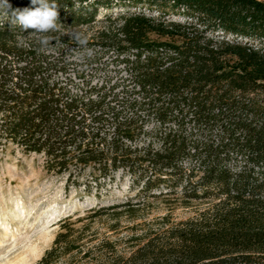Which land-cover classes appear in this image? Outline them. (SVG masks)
Segmentation results:
<instances>
[{
    "label": "trees",
    "instance_id": "1",
    "mask_svg": "<svg viewBox=\"0 0 264 264\" xmlns=\"http://www.w3.org/2000/svg\"><path fill=\"white\" fill-rule=\"evenodd\" d=\"M8 2L13 9L31 6V0ZM55 2L63 29L94 23L100 10H121L107 19L101 45L119 51L128 67L135 85L129 107L145 109L161 130L133 133L132 120L108 130L102 102L51 82L53 65L38 39L20 46L17 36L30 33L0 18V147L11 143L43 155L47 170L60 176L90 167L99 173L97 188L122 171L142 183V194L165 187L159 197L206 206L154 230L113 264H264V0ZM50 35L55 44L59 32ZM152 134L158 143L136 144ZM131 205L142 204L124 206ZM102 210H91L88 219ZM72 226L71 218L63 222L65 232L39 264L82 253L69 240ZM106 249L114 256V247Z\"/></svg>",
    "mask_w": 264,
    "mask_h": 264
},
{
    "label": "rangeland",
    "instance_id": "2",
    "mask_svg": "<svg viewBox=\"0 0 264 264\" xmlns=\"http://www.w3.org/2000/svg\"><path fill=\"white\" fill-rule=\"evenodd\" d=\"M119 12L121 10L114 7L109 11L100 10L95 22L88 26L60 27L57 42L40 52L53 65L49 72L51 82L72 94L102 102V112L107 113L106 118L110 121L105 125L111 128L108 130H114L120 122L132 120L133 133L139 134L141 130L143 134L157 133L161 127L145 109L138 111L127 104L133 98L135 85L128 67L120 62L119 51L101 45L100 34L111 26L107 19L119 18ZM120 23L117 20L113 27ZM73 30L87 38L86 47L93 51L92 57L89 58L85 49L66 35ZM36 38L32 34H23L17 36L16 41L28 48L30 40ZM260 96L264 98V89ZM113 112L118 115L117 123L112 120ZM141 135L136 140L141 147L142 141L146 145L157 142L153 134ZM70 173L74 177L68 185ZM112 176V180H101V186L97 188L94 180L99 173L90 167L71 168L69 173L60 176L47 170L43 155L26 154L11 143L0 147V264L19 261L39 264L46 252L54 248L58 235L65 232L62 225L68 218H71L74 230L69 240L75 241L82 253L75 251L63 256L61 264H77L88 251L89 258L81 264H113L116 257H128L154 230L163 229L168 223L189 220L206 207L204 203H188L182 196L159 197L160 192L168 191L165 187L142 194V183H134L130 175L122 171ZM183 192L178 190L179 195ZM151 194L157 197L146 198ZM129 202L142 205L124 206ZM111 207L115 208L108 210ZM93 209L96 212L106 210L88 219ZM53 215L58 216V220L48 225ZM51 236L52 242L34 259L35 250L44 238ZM107 244L114 247V256L108 254Z\"/></svg>",
    "mask_w": 264,
    "mask_h": 264
},
{
    "label": "clouds",
    "instance_id": "3",
    "mask_svg": "<svg viewBox=\"0 0 264 264\" xmlns=\"http://www.w3.org/2000/svg\"><path fill=\"white\" fill-rule=\"evenodd\" d=\"M59 7L55 0H31V6L13 9L8 0H0V18H7L9 26H17L24 33L28 32L38 38L40 48H48L53 41L50 33L60 31ZM28 30H32L29 32ZM66 35L85 49L90 58L93 51L88 49L87 38L79 31H71ZM22 44L23 41H20Z\"/></svg>",
    "mask_w": 264,
    "mask_h": 264
},
{
    "label": "bare ground",
    "instance_id": "4",
    "mask_svg": "<svg viewBox=\"0 0 264 264\" xmlns=\"http://www.w3.org/2000/svg\"><path fill=\"white\" fill-rule=\"evenodd\" d=\"M58 220V216L53 215L52 219L50 222H48V225H51L53 223H55ZM52 237H47L44 238V241L42 242V244L40 246H38V248L35 250V255H34V259L38 258L39 256H41L43 249L45 247H47L51 242H52ZM16 264H23L21 261H19ZM27 264H31V262H28Z\"/></svg>",
    "mask_w": 264,
    "mask_h": 264
}]
</instances>
